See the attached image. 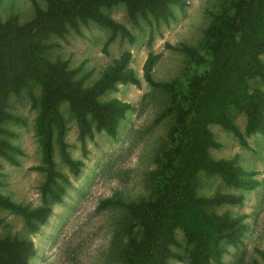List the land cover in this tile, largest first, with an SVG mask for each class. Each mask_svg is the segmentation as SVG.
Wrapping results in <instances>:
<instances>
[{
	"label": "trees",
	"instance_id": "16d2710c",
	"mask_svg": "<svg viewBox=\"0 0 264 264\" xmlns=\"http://www.w3.org/2000/svg\"><path fill=\"white\" fill-rule=\"evenodd\" d=\"M43 7L32 0L33 16L23 23L15 17L0 19V157L17 164L19 146L7 137L12 131L6 121L23 122L8 110L12 92L41 87L36 119V135L41 155L44 179L39 191L42 204L28 207L0 192V208L20 215L30 229L43 224L51 204L61 201L69 179L55 163L57 145L61 160L72 174L80 172L82 161L67 150L65 119L59 110L67 102L73 113L78 138L86 154L85 138L104 131L115 135L130 104L119 98L101 101L99 97L118 83L140 84V78L129 66L131 52L126 50L114 58L100 77L85 86L87 73L75 77L79 64L70 68L68 60L47 57L50 34L62 35L69 29L78 31L81 24L93 21L109 31L106 44L116 35L134 42L135 36L104 9L124 3L132 23L139 15H151L156 23L167 21L175 9H183L187 0H45ZM152 37L150 36L149 40ZM167 47L187 54L191 67L184 79L158 81L152 75L158 54L149 51L143 63V78L152 86L168 91L177 116L171 136L178 140L173 151L159 160L154 195L124 201L108 197L100 206H120L124 209V234L127 240L119 248L121 264H170L179 257L172 248L177 244L176 230H182L189 246L188 264H230L223 261L225 245L241 242L247 226L244 215H232L228 210L216 212L223 204L239 205L244 195L215 191L200 195L199 174L219 175L228 185L251 190L258 184L254 172L244 169L237 158H213L209 148L217 147L209 128L219 124L247 147L246 137L260 134L264 138V90L252 86L259 81L264 86V0H227L207 28L202 48L187 44ZM200 67L195 73L193 67ZM245 115L241 130L230 109ZM1 184V181H0ZM35 253L34 243L25 237L0 236V264H30ZM264 264V252L260 251Z\"/></svg>",
	"mask_w": 264,
	"mask_h": 264
},
{
	"label": "rangeland",
	"instance_id": "374dc122",
	"mask_svg": "<svg viewBox=\"0 0 264 264\" xmlns=\"http://www.w3.org/2000/svg\"><path fill=\"white\" fill-rule=\"evenodd\" d=\"M43 7L45 0H37ZM227 0H187L183 9H175L167 21L156 23L151 15L138 16L137 23L128 17L124 3L115 4L104 11L123 23L135 36L134 42L116 35L106 44L107 28L89 21L78 31L69 29L62 35L50 34L45 42L51 46L50 60H68V66L81 70L75 77L87 73L84 85L96 81L110 62L122 52H131L129 66L140 78V84L118 83L106 91L101 101L119 98L130 104L120 121L115 135L104 131L85 138L86 154L78 138V128L68 103L62 102L59 110L65 119L67 150L74 159L82 161L81 170L74 175L61 160L58 147H54L57 168L68 176L65 193L59 202L51 204L47 220L36 229H30L23 218L0 208V236H20L30 239L35 253L30 264H121L119 248L126 242L123 222L124 209L120 206L101 207L108 197L124 201L148 198L154 195L159 160L167 152L174 153L178 140L171 130L177 120L171 94L152 86L143 78L142 66L149 51L158 54L152 75L158 81L184 79L191 67L186 53L167 47L187 44L202 48L207 28L214 17L226 6ZM32 0H0V19L15 17L20 23L33 16ZM150 36L152 37L149 40ZM264 61V53L260 56ZM195 73L201 68L193 67ZM252 86L264 90L259 81ZM41 87L9 94L8 110L23 122L6 121L12 131L7 137L19 146L17 164L0 157V192L14 201L36 207L42 204L40 185L44 179L40 149L36 135V119ZM236 125L243 130L245 115L236 108L230 109ZM217 147L209 148L213 158L232 159L246 170L253 171L258 184L251 190L238 189L226 184L219 175L199 174L197 193L210 195L215 191L235 192L244 195L239 205L223 204L216 212L228 210L232 215H244L247 229L237 245H225L223 261L230 264H263L264 252V138L260 134L246 137L247 147L236 136L219 124H210ZM177 244L172 248L179 255L170 264H188L189 246L182 230H176Z\"/></svg>",
	"mask_w": 264,
	"mask_h": 264
}]
</instances>
